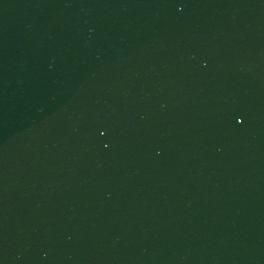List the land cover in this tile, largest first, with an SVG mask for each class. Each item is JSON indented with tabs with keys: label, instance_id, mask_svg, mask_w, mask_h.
<instances>
[{
	"label": "water",
	"instance_id": "95a60500",
	"mask_svg": "<svg viewBox=\"0 0 264 264\" xmlns=\"http://www.w3.org/2000/svg\"><path fill=\"white\" fill-rule=\"evenodd\" d=\"M0 264H264V0H0Z\"/></svg>",
	"mask_w": 264,
	"mask_h": 264
}]
</instances>
